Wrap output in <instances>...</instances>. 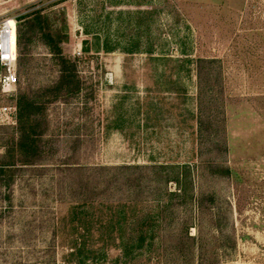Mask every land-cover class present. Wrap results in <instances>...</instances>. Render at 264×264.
I'll return each instance as SVG.
<instances>
[{"label":"rangeland","instance_id":"374dc122","mask_svg":"<svg viewBox=\"0 0 264 264\" xmlns=\"http://www.w3.org/2000/svg\"><path fill=\"white\" fill-rule=\"evenodd\" d=\"M3 19L23 36L17 85L0 90V108L16 107L0 162L19 139V96L38 125L31 164L0 183V264H264V0H0ZM46 32L75 59L79 94L53 97ZM153 163L188 166L187 204L149 251L125 255L155 203L126 202L125 177L146 174L114 166Z\"/></svg>","mask_w":264,"mask_h":264},{"label":"trees","instance_id":"16d2710c","mask_svg":"<svg viewBox=\"0 0 264 264\" xmlns=\"http://www.w3.org/2000/svg\"><path fill=\"white\" fill-rule=\"evenodd\" d=\"M37 18H40L35 13ZM23 34L19 31L17 34V46L21 43ZM45 41L50 47L51 51L57 56L59 66V79L54 86L52 92L53 97H58L59 94L64 95H77L82 90V82L79 76V72L76 68L75 59L65 57L62 53L60 43L61 39L53 36L50 32L45 33ZM35 102L24 95H21L17 99V124L19 129V139L13 142L11 148L7 150L6 157L0 162V183L9 187L12 182V176L10 175L11 169L17 166L16 161L20 165L31 164V153L37 150L36 140L31 137L32 132L37 127V121L32 118L35 111ZM34 122V123H32ZM15 149L18 151L19 159L15 160ZM104 168V167H103ZM119 172L124 170H143L145 176L136 178L137 184L130 177H125L122 186L127 188L134 185V198L127 199L128 203H147L152 200L155 204V209L150 208L144 210L138 215V235L136 237L131 236L125 241L121 240L118 247L122 248L123 254L130 255L133 251V247H137L142 250H150L155 240V227L161 228L163 225L169 223V218L172 212L177 208V204L185 205L189 197V170L187 165L178 166L174 164H122L114 166ZM225 173L228 175L229 170L226 169ZM145 178V179H144ZM144 179V180H143ZM117 179H110L107 181L105 191L112 190V187L116 185ZM174 183L175 188L172 190L167 187L168 183ZM145 187H149V195L152 198H140L142 191H145ZM100 192L101 193H104ZM175 200V201H174ZM98 201L95 197L89 198L87 203H93ZM108 201V200H107ZM86 203V202H85ZM186 206V205H185ZM125 205H122V208ZM122 211V210H121ZM191 227L190 224L185 221L182 224V232L184 235L194 240V236H190L188 231ZM157 231V230H156Z\"/></svg>","mask_w":264,"mask_h":264},{"label":"built area","instance_id":"2783aa9c","mask_svg":"<svg viewBox=\"0 0 264 264\" xmlns=\"http://www.w3.org/2000/svg\"><path fill=\"white\" fill-rule=\"evenodd\" d=\"M17 36L14 19L0 20V90L10 93L17 85ZM16 107L0 108V122L13 119Z\"/></svg>","mask_w":264,"mask_h":264},{"label":"crops","instance_id":"0c3cea01","mask_svg":"<svg viewBox=\"0 0 264 264\" xmlns=\"http://www.w3.org/2000/svg\"><path fill=\"white\" fill-rule=\"evenodd\" d=\"M231 1V0H230ZM235 1V0H234Z\"/></svg>","mask_w":264,"mask_h":264}]
</instances>
